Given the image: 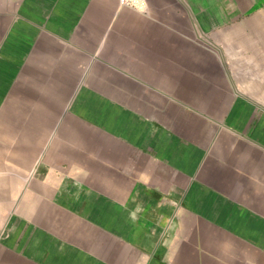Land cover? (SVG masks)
<instances>
[{
    "label": "crops",
    "instance_id": "1",
    "mask_svg": "<svg viewBox=\"0 0 264 264\" xmlns=\"http://www.w3.org/2000/svg\"><path fill=\"white\" fill-rule=\"evenodd\" d=\"M186 1L0 0V264H264V0Z\"/></svg>",
    "mask_w": 264,
    "mask_h": 264
},
{
    "label": "rangeland",
    "instance_id": "2",
    "mask_svg": "<svg viewBox=\"0 0 264 264\" xmlns=\"http://www.w3.org/2000/svg\"><path fill=\"white\" fill-rule=\"evenodd\" d=\"M178 1H183L185 7V13L186 12L192 13V11L189 9L186 0H178ZM245 18L246 19L243 22L239 23L242 24V26L233 27L231 32L228 29L226 31V34L228 33L239 34V35H244V37L253 36V43L255 44L257 41H262L261 35L264 34V23L263 25L261 24L257 25L256 21L263 20L264 22V10L258 9L252 11V13ZM199 31L202 37L204 34L203 29L200 28ZM216 34L218 38H222L224 34L223 29L222 28L216 29ZM225 45L226 44H224L223 42L212 43V49L216 51L217 59L220 62V65L227 68L231 66L233 68V72L238 73V69H240V65H239L240 61L245 62L246 60H250V58L255 57V54L251 50L247 52V50L245 49L244 51L241 52L239 43L232 44L231 47ZM245 45L247 44L245 43ZM248 45H250V43ZM246 56H249V59L241 58ZM238 77L239 75L232 74L233 84L235 83L236 79H238Z\"/></svg>",
    "mask_w": 264,
    "mask_h": 264
},
{
    "label": "clouds",
    "instance_id": "3",
    "mask_svg": "<svg viewBox=\"0 0 264 264\" xmlns=\"http://www.w3.org/2000/svg\"><path fill=\"white\" fill-rule=\"evenodd\" d=\"M139 10L142 13H148L149 6H148V3H147V0H141V7H140ZM140 211H142V208L138 205L137 208H136V210L133 211V212H131L130 217L133 220V222L136 221V219H137V213L140 212Z\"/></svg>",
    "mask_w": 264,
    "mask_h": 264
},
{
    "label": "built area",
    "instance_id": "4",
    "mask_svg": "<svg viewBox=\"0 0 264 264\" xmlns=\"http://www.w3.org/2000/svg\"><path fill=\"white\" fill-rule=\"evenodd\" d=\"M123 5L138 6L141 5V0H119Z\"/></svg>",
    "mask_w": 264,
    "mask_h": 264
}]
</instances>
